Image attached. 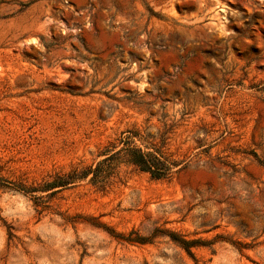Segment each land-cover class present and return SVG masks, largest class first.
I'll return each mask as SVG.
<instances>
[{
	"label": "rangeland",
	"instance_id": "374dc122",
	"mask_svg": "<svg viewBox=\"0 0 264 264\" xmlns=\"http://www.w3.org/2000/svg\"><path fill=\"white\" fill-rule=\"evenodd\" d=\"M0 264H264V0H0Z\"/></svg>",
	"mask_w": 264,
	"mask_h": 264
},
{
	"label": "trees",
	"instance_id": "16d2710c",
	"mask_svg": "<svg viewBox=\"0 0 264 264\" xmlns=\"http://www.w3.org/2000/svg\"><path fill=\"white\" fill-rule=\"evenodd\" d=\"M125 140V139H124ZM124 146H122L117 152L121 154L120 162H127L135 165L139 170L148 172L151 174L153 178H166L169 177L175 169L180 165L181 162L172 159L169 155H166L159 149L155 150H144L141 147L133 146L129 142H124ZM104 154H107L104 152ZM113 155H108L104 157L102 160L98 162V164L93 167L90 165L84 170L83 173L77 175V177H86L89 174H93L91 177V181L94 184L100 183L105 186L108 184L109 179L111 177V173H108L105 169V162L109 159H112ZM118 160V161H119ZM73 178V177H71ZM70 178L60 179L61 181L54 182L50 186L56 187L69 183ZM159 234H168V236L176 243L184 247L189 253L192 254L191 248L193 246H199L200 239H188L184 235H180L176 232L169 231L168 229H161L157 227L155 229V235L143 236L137 235L136 237H132L129 240L132 242H140L146 243L152 241L155 237L160 236Z\"/></svg>",
	"mask_w": 264,
	"mask_h": 264
}]
</instances>
